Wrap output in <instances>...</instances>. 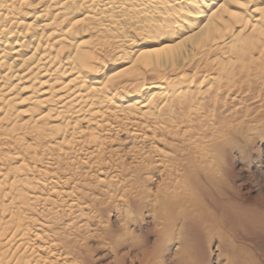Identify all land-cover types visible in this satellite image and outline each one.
I'll list each match as a JSON object with an SVG mask.
<instances>
[{
  "label": "bare ground",
  "instance_id": "obj_1",
  "mask_svg": "<svg viewBox=\"0 0 264 264\" xmlns=\"http://www.w3.org/2000/svg\"><path fill=\"white\" fill-rule=\"evenodd\" d=\"M259 9L264 0H0V264L86 263L58 229L57 198L36 191L78 160L101 168L114 133L183 134L190 149L244 133L264 106Z\"/></svg>",
  "mask_w": 264,
  "mask_h": 264
},
{
  "label": "rangeland",
  "instance_id": "obj_2",
  "mask_svg": "<svg viewBox=\"0 0 264 264\" xmlns=\"http://www.w3.org/2000/svg\"><path fill=\"white\" fill-rule=\"evenodd\" d=\"M261 104V115L243 118L244 133L197 149L183 134L156 142L114 133L101 168L78 160L64 172L72 179L63 173L36 193L57 198L58 229L85 264H264Z\"/></svg>",
  "mask_w": 264,
  "mask_h": 264
},
{
  "label": "snow or ice",
  "instance_id": "obj_3",
  "mask_svg": "<svg viewBox=\"0 0 264 264\" xmlns=\"http://www.w3.org/2000/svg\"><path fill=\"white\" fill-rule=\"evenodd\" d=\"M258 11H264V9H259ZM100 264H104V262L100 261Z\"/></svg>",
  "mask_w": 264,
  "mask_h": 264
}]
</instances>
